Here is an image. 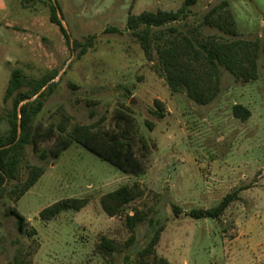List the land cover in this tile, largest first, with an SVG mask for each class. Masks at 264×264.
<instances>
[{
    "label": "rangeland",
    "instance_id": "374dc122",
    "mask_svg": "<svg viewBox=\"0 0 264 264\" xmlns=\"http://www.w3.org/2000/svg\"><path fill=\"white\" fill-rule=\"evenodd\" d=\"M3 1L0 135L7 129L11 109V101L3 102L11 72L20 70L36 81L55 69L58 84L35 120L37 129L55 126L66 116L70 125L101 122L105 129L118 132L125 129V115L134 124V150L143 171L122 173L76 143L53 158L54 138L42 140L37 148L26 147L8 191L24 183L30 167L45 172L15 205L27 220L25 231L5 215L13 203L6 198L0 204V264H139L138 251L150 235L147 222L136 228L133 245L115 253L111 261L94 251L101 237L120 248L130 237L124 216L105 215L99 199L133 184L144 195L126 213L148 212L147 218L164 228L158 257L170 264H264V54L258 55L256 81H236L221 68L219 95L200 106L185 92L170 91L154 69L156 62L146 60L125 25L129 15L176 11L185 0H54L71 41L95 36L92 48L79 59L73 44L67 45L49 22L45 3L24 8L21 0ZM223 2L235 21L236 37L203 22L206 13ZM170 27L177 33L167 32L166 37L179 34L264 45V0H196L187 18ZM108 28L116 32L105 33ZM234 105L245 107L250 117L244 122L234 118ZM160 112L163 118L158 119L154 113ZM147 123L152 124L151 131ZM234 191H239V200L219 220L188 217L191 210L217 206ZM69 198H86L89 203L50 222L39 220L42 210ZM32 229L35 235L29 237Z\"/></svg>",
    "mask_w": 264,
    "mask_h": 264
},
{
    "label": "trees",
    "instance_id": "16d2710c",
    "mask_svg": "<svg viewBox=\"0 0 264 264\" xmlns=\"http://www.w3.org/2000/svg\"><path fill=\"white\" fill-rule=\"evenodd\" d=\"M45 3L49 8V22L56 26L67 45L73 44L77 59L92 48L95 36H88L84 42L71 41L68 31L62 25L54 0H21L24 8ZM196 0H185L176 11L142 12L129 15L126 19V29L136 39L148 62H156L153 66L156 73L165 79L172 93L185 92L195 104L206 106L212 103L220 93L221 68L228 72L236 81L248 83L258 79V55L264 54V45L258 41L233 40L222 41L215 37L198 40L187 36L166 37V33H177L168 25L183 21L188 16V8L195 5ZM226 4L212 7L204 16L203 22L220 32L236 37L235 21L232 15L225 11ZM60 12V11H59ZM116 32L108 28L105 33ZM180 36V37H179ZM58 71L53 69L36 81L24 77L20 70L11 72L5 89L3 102L11 101V109L6 115L7 129L0 135V204L8 198L13 207L6 216L16 220L19 231H25L27 220L20 214L15 205L34 186L44 174L42 167L32 166L26 180L19 186L8 191V185L17 179L18 170L24 158L26 147L37 148L45 139L54 138L50 154L58 158L73 143L79 144L101 160L110 163L125 174H139L143 171L140 160L134 150V124L132 119L122 115L125 129L112 131L105 129L101 122L90 125L69 124V118L63 116L58 124L44 130L36 127L35 120L44 107V101L50 97L56 87L54 80ZM160 108V103L156 101ZM158 119L163 114L154 113ZM234 118L246 121L251 113L242 105L232 108ZM150 131L153 126L147 123ZM142 140V139H141ZM142 146H146L144 141ZM41 159L46 155L41 153ZM144 191L138 184L124 185L109 192L99 199V204L110 218L124 216V222L130 237L120 248L114 241L101 237L95 246V253L106 260H112L115 253L129 248L135 241L136 228L147 222L150 228L149 240L138 251L139 264H170L166 259L158 257L156 247L159 243L163 227L152 218H147L148 212L134 210L126 213L128 206L141 199ZM239 200V191L227 194L217 206L210 209H194L188 213L193 220H219L231 203ZM86 198H69L58 201L42 210L38 218L41 222H50L65 211H80L86 207ZM177 215L179 210L173 209ZM29 237L35 235V230L27 232Z\"/></svg>",
    "mask_w": 264,
    "mask_h": 264
},
{
    "label": "crops",
    "instance_id": "0c3cea01",
    "mask_svg": "<svg viewBox=\"0 0 264 264\" xmlns=\"http://www.w3.org/2000/svg\"><path fill=\"white\" fill-rule=\"evenodd\" d=\"M5 11V3L3 0H0V12Z\"/></svg>",
    "mask_w": 264,
    "mask_h": 264
},
{
    "label": "water",
    "instance_id": "95a60500",
    "mask_svg": "<svg viewBox=\"0 0 264 264\" xmlns=\"http://www.w3.org/2000/svg\"><path fill=\"white\" fill-rule=\"evenodd\" d=\"M58 16H59V19H60V21H61V23H62L61 14H60V12H59V11H58Z\"/></svg>",
    "mask_w": 264,
    "mask_h": 264
}]
</instances>
